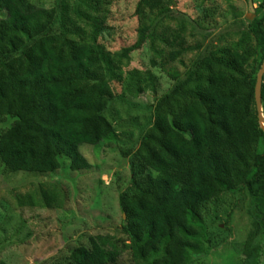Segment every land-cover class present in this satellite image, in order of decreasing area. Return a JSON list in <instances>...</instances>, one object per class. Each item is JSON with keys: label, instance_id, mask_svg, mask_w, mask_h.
<instances>
[{"label": "trees", "instance_id": "trees-1", "mask_svg": "<svg viewBox=\"0 0 264 264\" xmlns=\"http://www.w3.org/2000/svg\"><path fill=\"white\" fill-rule=\"evenodd\" d=\"M59 1L44 8L30 0H0V117L12 122L0 134V164L9 175H51L65 163L73 173L88 170L79 148L117 141L107 117L114 105L130 116L138 108L133 101L158 93L150 71L119 69L111 81L109 63L92 37L60 25ZM161 1L139 0L135 16L142 20ZM256 11L259 17L238 40L221 49L205 45L204 36L188 45L197 37L196 23L179 20L165 60L184 71L165 72L161 65L172 86L144 109L149 117L138 146L122 153L132 175L119 198L126 219L115 236H95L89 248L71 250L72 264H119L123 254L126 264H202L231 232L219 227L222 219L214 214L210 225L218 233L210 236L204 221L207 206L226 194L238 195V205L223 217L226 224L237 209L248 222L236 253L240 264H261L264 129L254 89L264 59V0ZM150 33L151 27L139 28L136 43L115 55L117 66H127ZM188 55L193 57L186 64ZM150 67H157L155 60ZM261 105L264 116V75ZM38 187L40 197L27 192L17 196V206L62 203L56 183Z\"/></svg>", "mask_w": 264, "mask_h": 264}, {"label": "rangeland", "instance_id": "rangeland-1", "mask_svg": "<svg viewBox=\"0 0 264 264\" xmlns=\"http://www.w3.org/2000/svg\"><path fill=\"white\" fill-rule=\"evenodd\" d=\"M30 1L44 8H51L58 2ZM261 1L162 0L152 13L145 10L142 20L135 16L139 0L59 1L60 25L76 27L89 38L92 37L109 63L111 81L116 79L119 69L122 72L133 69L150 71L158 84V93L155 96L146 93L133 101L138 108L130 116L125 107L114 105L107 117L117 131V141L79 148L82 158L90 166L88 170L73 173L65 163L63 170L51 175H9L0 164V264H72L69 258L71 250L79 246L89 248V239L95 236L112 237L117 234L116 230L126 219L121 212L119 198L130 187L132 178L130 158L125 159L122 153L138 146L145 120L149 117L144 109L172 86L161 65L165 72L184 71L179 64L165 60L169 53L167 43L171 32L180 19H188L196 23L192 26L197 36L187 39L188 45L200 42L201 36H204L205 45L221 49L237 41L248 23L259 17L256 10ZM246 15L253 17L247 20ZM142 26L152 28L143 50L132 54L129 63L123 61L127 66H117L115 55L136 43L137 30ZM160 53L161 59L158 57ZM192 57L186 56L185 63L188 64ZM151 60L156 61V68L150 67ZM11 124L8 118L0 117V134ZM51 183L57 184L63 197L59 206L51 209L17 206V196L36 191L40 197L38 185L46 187ZM237 199L236 194H226L221 196L219 202L207 206L204 221L208 225V235L218 233L210 225L214 214L222 219L219 227L229 228L231 232L227 233L223 245L200 261L202 264H240L241 258L236 253L245 239L248 222L244 214L237 211L239 209L235 210L234 220L230 223L226 224L228 221L223 218L238 205ZM127 259V254H123L118 263L126 264ZM261 264H264V257Z\"/></svg>", "mask_w": 264, "mask_h": 264}, {"label": "water", "instance_id": "water-1", "mask_svg": "<svg viewBox=\"0 0 264 264\" xmlns=\"http://www.w3.org/2000/svg\"><path fill=\"white\" fill-rule=\"evenodd\" d=\"M252 17H253L252 15H246L247 20H250ZM263 75H264V59L261 68L257 74L256 84L254 89V99L256 104L257 118L260 126L264 129V116L262 115V105H261V84H262Z\"/></svg>", "mask_w": 264, "mask_h": 264}]
</instances>
